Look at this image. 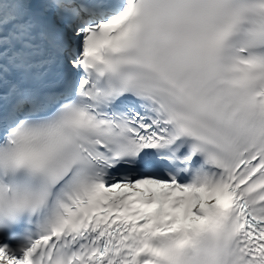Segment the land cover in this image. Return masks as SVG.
I'll list each match as a JSON object with an SVG mask.
<instances>
[{"label": "snow or ice", "instance_id": "snow-or-ice-1", "mask_svg": "<svg viewBox=\"0 0 264 264\" xmlns=\"http://www.w3.org/2000/svg\"><path fill=\"white\" fill-rule=\"evenodd\" d=\"M0 264H264V0H0Z\"/></svg>", "mask_w": 264, "mask_h": 264}]
</instances>
